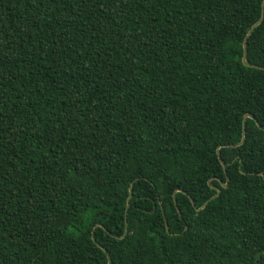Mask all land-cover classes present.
I'll use <instances>...</instances> for the list:
<instances>
[{
    "label": "trees",
    "instance_id": "16d2710c",
    "mask_svg": "<svg viewBox=\"0 0 264 264\" xmlns=\"http://www.w3.org/2000/svg\"><path fill=\"white\" fill-rule=\"evenodd\" d=\"M262 13L0 0V264H264Z\"/></svg>",
    "mask_w": 264,
    "mask_h": 264
},
{
    "label": "water",
    "instance_id": "95a60500",
    "mask_svg": "<svg viewBox=\"0 0 264 264\" xmlns=\"http://www.w3.org/2000/svg\"><path fill=\"white\" fill-rule=\"evenodd\" d=\"M263 17H264V0H263V13H262V16H261V18H260L257 22H255V23L251 26V28L248 30L247 35H246V37H245V39H244V42H243L244 52H243L242 61H243V63H244L245 65H247V66L260 67V66H258V65H256V64H253V63L249 62V60L247 59V38H248V36L251 34V32L253 31V29H254L258 24H260V22L263 20ZM247 117L254 118V116L251 115L250 113H246V114L244 115V119H243V125H244V126H243V127H244V130H243V136H242L241 141L238 142L237 145L242 144L243 141L245 140V126H246V118H247ZM255 120H256L258 126H259L260 128H263V126L258 122V120H257V119H255ZM228 146H232V144H228ZM217 152H218V156H219V158H220V160H221L223 166L225 167V163H224V161L222 160V158H221V156H220V153H219V147H218V149H217ZM222 185L225 187V186H227V183H223ZM213 187H215V188L217 189V193L214 194V196H212L211 199L217 197V196L219 195V193H220V190H221L220 187H218V186H217V187H216V186H213ZM131 196H132V188H130V195H129V198H128L127 208L129 207V200H130ZM208 200H210V199H208ZM208 200H207V201H206L201 207H198V209L203 208V207L206 205V203L208 202ZM178 211H179V213H181V210H180L179 208H178ZM98 245L101 246V247H103L100 243H98Z\"/></svg>",
    "mask_w": 264,
    "mask_h": 264
}]
</instances>
